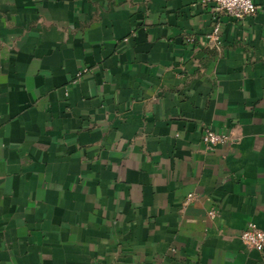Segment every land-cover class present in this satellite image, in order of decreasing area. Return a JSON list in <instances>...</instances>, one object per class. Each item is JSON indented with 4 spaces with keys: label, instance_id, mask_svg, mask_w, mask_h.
I'll return each mask as SVG.
<instances>
[{
    "label": "crops",
    "instance_id": "1",
    "mask_svg": "<svg viewBox=\"0 0 264 264\" xmlns=\"http://www.w3.org/2000/svg\"><path fill=\"white\" fill-rule=\"evenodd\" d=\"M255 3L0 0V264H264Z\"/></svg>",
    "mask_w": 264,
    "mask_h": 264
},
{
    "label": "built area",
    "instance_id": "2",
    "mask_svg": "<svg viewBox=\"0 0 264 264\" xmlns=\"http://www.w3.org/2000/svg\"><path fill=\"white\" fill-rule=\"evenodd\" d=\"M202 6H209L214 13L222 14L232 21H242L247 17L256 14L258 7L255 0H199ZM208 43L211 44L216 50H220L223 46L221 37V24L219 21H215L211 32L206 36ZM193 43L191 38L188 40ZM87 69L82 70L76 74L77 78H80L83 73H86ZM229 141V137L224 133H219L211 129H205L201 142L207 150H212L215 147L225 144ZM195 194H189L185 200V204L196 199ZM211 216H215V212L210 213ZM241 242L248 248L262 252L264 250V232L254 225L249 224L247 228L240 235Z\"/></svg>",
    "mask_w": 264,
    "mask_h": 264
}]
</instances>
